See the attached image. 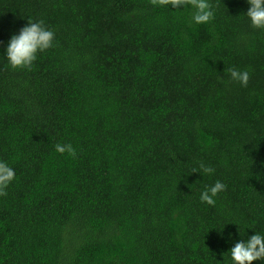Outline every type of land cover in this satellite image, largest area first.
Listing matches in <instances>:
<instances>
[{"label": "trees", "instance_id": "trees-1", "mask_svg": "<svg viewBox=\"0 0 264 264\" xmlns=\"http://www.w3.org/2000/svg\"><path fill=\"white\" fill-rule=\"evenodd\" d=\"M210 3L196 25L150 0H0V160L16 173L0 264H231L264 234V29L245 0ZM35 21L54 47L12 70L7 42Z\"/></svg>", "mask_w": 264, "mask_h": 264}, {"label": "clouds", "instance_id": "clouds-1", "mask_svg": "<svg viewBox=\"0 0 264 264\" xmlns=\"http://www.w3.org/2000/svg\"><path fill=\"white\" fill-rule=\"evenodd\" d=\"M150 2L153 7L191 8L193 9L192 21L196 25L207 24L214 19L210 0H150ZM245 2L249 7L244 15L248 18L251 27L258 30L264 29V0H245ZM54 41V31L47 28L43 21L28 22L18 33L11 35L4 49V57L12 70H31L38 54L53 48ZM229 75L232 81L239 83L242 87H247L250 78L247 70L231 68ZM55 151L60 154L67 153L70 156L76 154L70 143H57ZM200 169L205 175H212L215 172L213 167L204 164L200 165ZM15 179L14 168L8 162L0 160V197L7 195L6 189ZM226 187L225 183L217 180L200 193L199 199L202 203L215 206L217 196L225 191ZM231 238V233H229L227 239L231 240ZM228 253L231 264H252L253 261H264V234L255 232L246 240L240 239L229 249Z\"/></svg>", "mask_w": 264, "mask_h": 264}]
</instances>
